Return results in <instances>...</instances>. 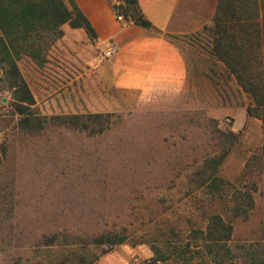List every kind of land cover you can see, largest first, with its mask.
Instances as JSON below:
<instances>
[{
    "label": "rangeland",
    "instance_id": "rangeland-1",
    "mask_svg": "<svg viewBox=\"0 0 264 264\" xmlns=\"http://www.w3.org/2000/svg\"><path fill=\"white\" fill-rule=\"evenodd\" d=\"M108 1L121 14L122 0ZM207 36L186 40L192 49L181 92L141 99L102 85L88 63L92 50L79 42L57 40L42 66L22 59L39 131L19 127L12 92L0 80V264H180L156 262L154 251L184 245L211 214L232 225V243L264 241V176L245 167L253 157L264 166V121L247 115L249 96L209 54ZM70 116L89 129L64 123ZM222 152L219 199L194 174ZM253 182V208L234 217L232 192ZM53 234L56 245L41 247L42 236ZM105 234L125 241H93Z\"/></svg>",
    "mask_w": 264,
    "mask_h": 264
},
{
    "label": "trees",
    "instance_id": "trees-1",
    "mask_svg": "<svg viewBox=\"0 0 264 264\" xmlns=\"http://www.w3.org/2000/svg\"><path fill=\"white\" fill-rule=\"evenodd\" d=\"M77 1L0 0V80L12 92L13 107L20 116L18 125L23 130L39 131L42 122L31 110L36 102L18 63L28 59L37 66L45 64L53 44L63 38L62 27L66 24L73 29H83L92 39L96 37ZM122 3L121 14L118 15L156 32L144 17L138 0H122ZM202 32H208L209 54L224 65L227 73L235 78L237 85L249 96L247 115L264 121V0H218L212 25L205 26ZM62 119L64 123L67 121L76 128L89 129L88 124H80V116ZM229 136L233 143L237 141L236 134L231 132ZM225 157L226 152H222L206 158L194 174L200 178L198 187L208 185L211 191L218 194L219 199L224 195L221 192L224 181L217 176V172ZM253 160L254 157L248 159L246 173H252L255 166L260 168L256 172L257 177L264 176L263 164ZM2 162L0 155V168ZM256 190L257 184L253 182L245 192H232L231 210L234 217H246L249 214L254 204L253 192ZM232 235V225L225 222L220 214H211L206 227L192 229L184 245L169 244L166 252L156 249L154 254L158 258L155 261L180 264H264V241L234 244ZM57 238L55 234L42 236L40 246H54ZM66 239L72 243L84 242V247L88 245L87 240L77 236H72L73 240L69 236ZM93 241L112 247L123 243L125 238L105 234ZM194 251L197 256L192 255ZM196 257L198 261H195ZM81 261L87 264L86 259L82 258Z\"/></svg>",
    "mask_w": 264,
    "mask_h": 264
},
{
    "label": "crops",
    "instance_id": "crops-1",
    "mask_svg": "<svg viewBox=\"0 0 264 264\" xmlns=\"http://www.w3.org/2000/svg\"><path fill=\"white\" fill-rule=\"evenodd\" d=\"M77 4L96 37L66 24L63 38L92 50L88 63L102 85L141 99L184 89L190 68L186 50L192 49L186 40L212 23L218 0H138L156 32L129 18L119 22L107 0H78ZM108 49L111 57L105 56Z\"/></svg>",
    "mask_w": 264,
    "mask_h": 264
},
{
    "label": "built area",
    "instance_id": "built-area-1",
    "mask_svg": "<svg viewBox=\"0 0 264 264\" xmlns=\"http://www.w3.org/2000/svg\"><path fill=\"white\" fill-rule=\"evenodd\" d=\"M116 19L119 21V22H125V17L123 15H116ZM105 56L106 57H111L112 56V52L110 49L106 50L105 52Z\"/></svg>",
    "mask_w": 264,
    "mask_h": 264
}]
</instances>
